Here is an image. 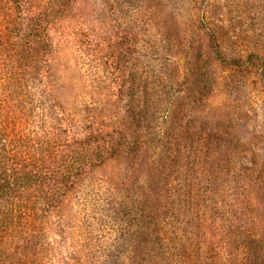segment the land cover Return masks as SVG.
I'll use <instances>...</instances> for the list:
<instances>
[{
    "label": "rangeland",
    "instance_id": "1",
    "mask_svg": "<svg viewBox=\"0 0 264 264\" xmlns=\"http://www.w3.org/2000/svg\"><path fill=\"white\" fill-rule=\"evenodd\" d=\"M17 1L51 46L36 92L77 137L128 121L165 141L68 172L40 263L264 264V0ZM12 251L34 263L27 238Z\"/></svg>",
    "mask_w": 264,
    "mask_h": 264
},
{
    "label": "trees",
    "instance_id": "2",
    "mask_svg": "<svg viewBox=\"0 0 264 264\" xmlns=\"http://www.w3.org/2000/svg\"><path fill=\"white\" fill-rule=\"evenodd\" d=\"M16 1L0 0V264L14 263L17 236L28 239L33 264H41L47 214L63 192L67 173L75 166L105 164L109 157L129 158L131 146L148 148L160 139H133L135 127L128 121L120 132L103 135L91 128L85 137H77L78 131L46 105L49 92H36L43 70L53 68L43 59L51 46L37 26L23 20L22 8L13 5ZM32 108L46 113L47 123L53 125L47 141L32 140L23 129ZM166 162L159 153L148 166L163 174ZM153 179L144 188L147 201L157 190Z\"/></svg>",
    "mask_w": 264,
    "mask_h": 264
}]
</instances>
